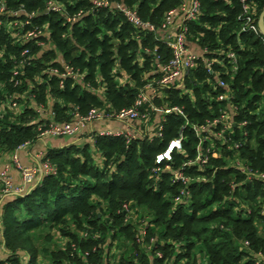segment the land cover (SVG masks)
Returning a JSON list of instances; mask_svg holds the SVG:
<instances>
[{
	"label": "trees",
	"instance_id": "1",
	"mask_svg": "<svg viewBox=\"0 0 264 264\" xmlns=\"http://www.w3.org/2000/svg\"><path fill=\"white\" fill-rule=\"evenodd\" d=\"M200 1L186 36L200 58L162 87L158 64L173 57L162 25L184 0H110L99 11L92 0H0V157L39 144L51 123L117 114L148 84L157 91L129 142L97 131L47 148L57 173L3 203L0 264H264V35L241 31V0ZM246 4L259 21L264 0ZM181 134L182 149L158 162Z\"/></svg>",
	"mask_w": 264,
	"mask_h": 264
},
{
	"label": "built area",
	"instance_id": "2",
	"mask_svg": "<svg viewBox=\"0 0 264 264\" xmlns=\"http://www.w3.org/2000/svg\"><path fill=\"white\" fill-rule=\"evenodd\" d=\"M244 3L243 13L240 16L242 21V32H253L256 34H262L259 21L255 19L253 15L250 14L246 0H241ZM95 10L99 11L111 6L110 0H92ZM6 6L0 3V13L5 11ZM117 9L124 13L128 22L138 29H142L148 32H155L156 28L149 22L143 21L137 14V12L131 8L117 4ZM50 10L65 12L63 5L53 3ZM201 12V1L200 0H190L188 3L183 2L182 6L178 9L170 11L165 21L162 25L164 33H162L159 39L161 43L165 44L168 48L172 50V59L165 64H158V69L163 73V76L153 83L158 86L166 87L175 83V81L183 78L186 73H188L193 67L196 66L197 61L200 56L197 53L191 51L186 45V36L188 33L187 22L194 21L198 19L199 13ZM76 18L69 17L68 21H74ZM260 20V19H259ZM38 33L31 31L29 37L37 36ZM263 35V34H262ZM43 45V43H41ZM149 52V50H147ZM26 53V52H25ZM230 62L232 63L233 69H237V56L235 52H230L228 54ZM159 58V57H158ZM213 61H209L208 67L209 71L212 72ZM68 74H71L70 72ZM152 83L148 84L147 87L149 91L141 90L135 105L121 110L117 114H107L103 111L92 110L87 116L77 115L75 120L66 123H51L45 131L41 133V139L46 137H76L86 131L89 124L96 121L105 120H116L120 123H127L126 127L118 129H104L100 133L102 135L111 136H122L129 142L135 137V132L129 123L136 121L140 118H145V115H141L140 107L145 103L150 101L152 94H156L157 91L152 88ZM220 86L227 87L226 83L219 81ZM220 99L224 96H219ZM17 103H13V107H16ZM161 111V110H158ZM176 111L179 114H183V110L180 108H173L171 110H166V113ZM217 120L213 122L216 123ZM197 134L199 130L196 126ZM162 129V127L160 128ZM161 136L162 133L157 134ZM182 138L173 140L169 146V149L160 154L157 157L158 162L162 159H171V151L173 149H182ZM32 146L31 143L24 144L17 148L10 156V158L5 161L0 167V184L2 189L0 190V255L6 250L5 238L3 234V227L1 225V216L3 211V203L9 198H17L20 196H25L28 192L41 182L45 177L50 175H55L57 173V168L50 159L47 158L46 153L41 151L38 153L36 159L31 164H25L20 156V151L22 149ZM14 171L19 174L20 182H17L14 176ZM178 177H181L178 174ZM125 210H129L128 205L123 206ZM146 233V232H144ZM1 259V258H0Z\"/></svg>",
	"mask_w": 264,
	"mask_h": 264
},
{
	"label": "crops",
	"instance_id": "3",
	"mask_svg": "<svg viewBox=\"0 0 264 264\" xmlns=\"http://www.w3.org/2000/svg\"><path fill=\"white\" fill-rule=\"evenodd\" d=\"M190 0H184V2L188 3ZM123 124L121 123H113L108 121H96L94 123H91L86 128L87 134H91L94 132H101L104 129H118L123 128ZM81 141L78 138L75 137H63V138H55V137H46L42 139L39 144L30 146L28 148L22 149L20 151V156L22 158L23 163L25 164H31L36 159L39 152L44 151L46 152L47 148H53V147H62L69 143H74ZM11 154L3 155L0 157V167L2 164L7 161L10 158ZM14 176L17 182H20L19 174L14 171Z\"/></svg>",
	"mask_w": 264,
	"mask_h": 264
},
{
	"label": "rangeland",
	"instance_id": "4",
	"mask_svg": "<svg viewBox=\"0 0 264 264\" xmlns=\"http://www.w3.org/2000/svg\"><path fill=\"white\" fill-rule=\"evenodd\" d=\"M144 90V89H143ZM116 123H119V122H116ZM78 136H82V137H84V138H82V139H86L87 137L86 136H89V134H87V131H85L84 133H82V134H80V135H78ZM77 136V138H79ZM2 189V185L0 184V190ZM57 234H55V239L57 240V242H58V244L60 245V246H62V245H64L68 240L66 239V238H63L62 236H56Z\"/></svg>",
	"mask_w": 264,
	"mask_h": 264
},
{
	"label": "water",
	"instance_id": "5",
	"mask_svg": "<svg viewBox=\"0 0 264 264\" xmlns=\"http://www.w3.org/2000/svg\"><path fill=\"white\" fill-rule=\"evenodd\" d=\"M259 27H260V30H261L262 34L264 35V11L261 14V17H260V20H259Z\"/></svg>",
	"mask_w": 264,
	"mask_h": 264
}]
</instances>
